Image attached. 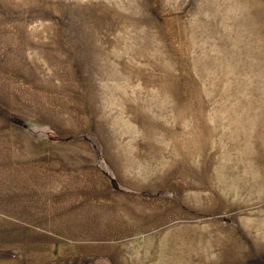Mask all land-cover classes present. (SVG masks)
Here are the masks:
<instances>
[{
	"label": "rangeland",
	"instance_id": "rangeland-1",
	"mask_svg": "<svg viewBox=\"0 0 264 264\" xmlns=\"http://www.w3.org/2000/svg\"><path fill=\"white\" fill-rule=\"evenodd\" d=\"M0 264H264V0H0Z\"/></svg>",
	"mask_w": 264,
	"mask_h": 264
}]
</instances>
